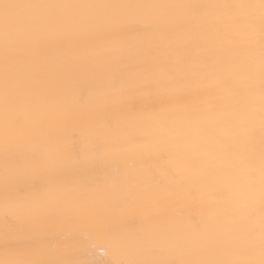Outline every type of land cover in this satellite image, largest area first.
I'll return each mask as SVG.
<instances>
[{
  "label": "bare ground",
  "instance_id": "obj_1",
  "mask_svg": "<svg viewBox=\"0 0 264 264\" xmlns=\"http://www.w3.org/2000/svg\"><path fill=\"white\" fill-rule=\"evenodd\" d=\"M0 264H264V0H0Z\"/></svg>",
  "mask_w": 264,
  "mask_h": 264
}]
</instances>
